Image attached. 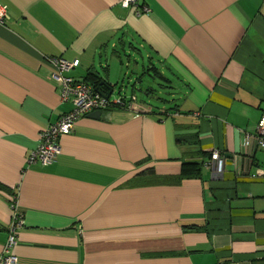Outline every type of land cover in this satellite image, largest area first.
<instances>
[{
    "label": "crops",
    "instance_id": "obj_1",
    "mask_svg": "<svg viewBox=\"0 0 264 264\" xmlns=\"http://www.w3.org/2000/svg\"><path fill=\"white\" fill-rule=\"evenodd\" d=\"M138 1L0 0V254L15 203L17 264H264V148L244 145L264 114V0ZM49 56L142 110L89 112L27 164L72 108ZM151 73L166 101L137 97ZM185 162L199 172L176 181Z\"/></svg>",
    "mask_w": 264,
    "mask_h": 264
},
{
    "label": "built area",
    "instance_id": "obj_2",
    "mask_svg": "<svg viewBox=\"0 0 264 264\" xmlns=\"http://www.w3.org/2000/svg\"><path fill=\"white\" fill-rule=\"evenodd\" d=\"M127 2L137 12L139 11L138 0H127ZM141 10L146 11L147 8L144 6ZM6 18V6L0 4V23H4ZM47 60L54 68L52 78L58 85L60 99L62 101L70 100L72 102V108L70 111L61 115L55 122L48 124L40 130L38 144L28 154L26 158L27 164L36 162L41 164L52 163L60 152V137L70 133L75 122L93 110H108L111 108H125L135 112L142 110L137 105L134 95L129 98H125L124 96L115 98H111L110 96L106 97L105 94L95 91L90 84L76 80L70 76L68 72L78 66L79 59L67 60L61 56H49ZM149 109L146 108V110ZM252 138L255 140L257 147L264 148V114L260 116L256 124L255 133L245 136L244 145H249ZM210 159L211 161L206 162L212 165L217 173H220L223 169V161L219 151H212ZM254 175L264 178V167H258ZM11 208L12 216L7 227V239L0 254V264H17L18 260L17 255L13 252V248L17 243V230L23 225L24 220L17 204L13 203Z\"/></svg>",
    "mask_w": 264,
    "mask_h": 264
},
{
    "label": "rangeland",
    "instance_id": "obj_3",
    "mask_svg": "<svg viewBox=\"0 0 264 264\" xmlns=\"http://www.w3.org/2000/svg\"><path fill=\"white\" fill-rule=\"evenodd\" d=\"M139 68H141V65L143 64V61L139 60ZM129 76H127L126 78H128ZM149 77H144L142 78V82L141 85H137L134 89L136 95L138 98H144V99H148L149 102L156 104L159 103L157 97H167L169 96L170 93L167 92L166 88V84L165 82L159 78V77H153L152 73L150 75V79H148ZM141 87L148 88L150 89V94L145 95L144 90H139ZM126 89L128 90V92H130L131 90V86L126 85Z\"/></svg>",
    "mask_w": 264,
    "mask_h": 264
},
{
    "label": "trees",
    "instance_id": "obj_4",
    "mask_svg": "<svg viewBox=\"0 0 264 264\" xmlns=\"http://www.w3.org/2000/svg\"><path fill=\"white\" fill-rule=\"evenodd\" d=\"M83 82L90 84L94 90L97 89L100 91L101 90L100 88H106L107 91L109 90V84L97 81V78L95 76H93L91 73L87 75L86 79ZM146 172L151 174V175H154V171L152 169H148L146 171H143L139 175L146 174ZM197 172H199L198 163H196V162H185L182 164L181 174L177 178L176 181H178L180 179V177L192 176V175H195Z\"/></svg>",
    "mask_w": 264,
    "mask_h": 264
},
{
    "label": "water",
    "instance_id": "obj_5",
    "mask_svg": "<svg viewBox=\"0 0 264 264\" xmlns=\"http://www.w3.org/2000/svg\"><path fill=\"white\" fill-rule=\"evenodd\" d=\"M112 89L113 87L109 85V90L107 94H105L106 97H109L111 95ZM157 99L160 102L166 101L163 97H160V96H158ZM109 114H110V111L96 109V110L91 111L89 113V116L93 118H101V117H106Z\"/></svg>",
    "mask_w": 264,
    "mask_h": 264
}]
</instances>
